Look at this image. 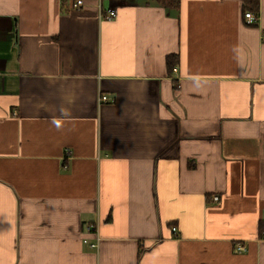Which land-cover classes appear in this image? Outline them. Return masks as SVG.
Instances as JSON below:
<instances>
[{"label":"crops","instance_id":"0c3cea01","mask_svg":"<svg viewBox=\"0 0 264 264\" xmlns=\"http://www.w3.org/2000/svg\"><path fill=\"white\" fill-rule=\"evenodd\" d=\"M71 1L0 0V264H264V0Z\"/></svg>","mask_w":264,"mask_h":264},{"label":"built area","instance_id":"2783aa9c","mask_svg":"<svg viewBox=\"0 0 264 264\" xmlns=\"http://www.w3.org/2000/svg\"><path fill=\"white\" fill-rule=\"evenodd\" d=\"M86 2L87 0H72L71 1V8L72 9H83L86 7ZM98 5L100 6V0H98ZM117 15V10L113 7H109L106 11V17L108 19H113L115 18ZM245 19L246 22L250 25H255L258 23L259 21V13L257 12H253V11H247L245 12ZM100 102H108L110 101V98L107 95H101L99 98ZM214 200H218L219 197L218 196H213ZM93 227H90L89 230H91ZM98 244L94 243L91 246L92 247H96ZM238 250H244V246L240 245L238 246Z\"/></svg>","mask_w":264,"mask_h":264},{"label":"trees","instance_id":"16d2710c","mask_svg":"<svg viewBox=\"0 0 264 264\" xmlns=\"http://www.w3.org/2000/svg\"><path fill=\"white\" fill-rule=\"evenodd\" d=\"M244 5H245L244 7H245L246 11H247V9H250L253 12L259 11V1L258 0H245Z\"/></svg>","mask_w":264,"mask_h":264}]
</instances>
